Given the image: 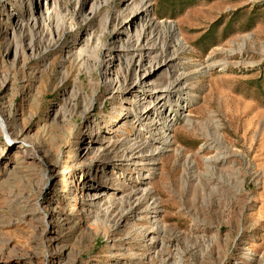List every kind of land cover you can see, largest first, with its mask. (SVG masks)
Masks as SVG:
<instances>
[{
  "label": "rangeland",
  "instance_id": "1",
  "mask_svg": "<svg viewBox=\"0 0 264 264\" xmlns=\"http://www.w3.org/2000/svg\"><path fill=\"white\" fill-rule=\"evenodd\" d=\"M139 2L0 0V264H264V0Z\"/></svg>",
  "mask_w": 264,
  "mask_h": 264
},
{
  "label": "bare ground",
  "instance_id": "2",
  "mask_svg": "<svg viewBox=\"0 0 264 264\" xmlns=\"http://www.w3.org/2000/svg\"><path fill=\"white\" fill-rule=\"evenodd\" d=\"M68 1V0H65ZM98 1V0H95ZM96 8L92 11L91 13H96ZM148 13V6L146 3V0H140V2L138 3V5L132 10L131 12V19L127 22V25H134L136 24L137 21H139L140 19L144 18L147 16ZM28 23H25V25H23L22 23L17 22L15 24V29L16 32L19 31L20 33L23 32V30L27 27ZM29 25V24H28ZM125 25V24H124ZM151 27L148 28V32H146L145 30H143V28H141L140 30L137 31L136 33V39L135 42L138 43L141 40H146L147 45L144 47L145 50L149 51V57H150V61L149 63L152 64L153 69L155 70L156 68H158L160 66V63L158 62V56H156L155 54H157V51L162 50V47L156 46L155 43L158 41L159 37H165L166 39H169L170 43L169 45L167 44V49H178V50H183L184 48L182 47V43H180L179 41H177V37H176V30L174 29L173 24H169V23H152V25H150ZM31 30H35L38 31L41 35H43L45 32L48 34H51V19L48 16V13L46 12L45 14H42L41 17H35L34 19H32L31 21ZM147 34V35H146ZM156 37V39L154 40V37ZM151 39V40H150ZM152 39L154 40L152 42ZM151 42V43H150ZM147 46H149L147 48ZM123 51L124 52H128V47H123ZM147 48V49H146ZM152 55H154L152 57ZM85 56V52L81 51L80 53H78L76 55V60L78 61H82L84 59ZM173 56H175V54L170 55V57L168 59H166L163 63V65L168 68L170 71V69H173V61L174 58ZM176 73V72H175ZM175 73L173 72H169L168 76L170 79H172L171 84L167 87V88H163V89H159L158 91H156L155 94H158L156 96L155 101L152 102V104H154L153 108L151 110H149L146 114V118L150 117V116H159L161 111H166L167 108L170 107V100L173 98L174 95L178 94V92L180 90H182V82H183V77L182 75L180 76H176L175 77ZM136 88H138V85H136ZM181 100L184 101V99H182L181 97L177 98L176 102H181ZM186 101V100H185ZM151 104V103H150ZM159 105L160 108H158V110L155 109V107ZM183 108H186V106H181L180 110H183ZM154 118V117H153ZM154 126L159 127V136L158 138H152L149 142L145 143L143 141L137 142L134 146L126 148L125 152H126V161L130 162L133 161V159L135 158L139 163H142L144 161H147V158L145 156H143V154L145 153V151L149 148V145H152L155 142H160L161 146L167 145L166 144V135H164L168 129L167 127L164 128L161 126V124H159L158 122H156L154 124ZM164 129V132H161ZM214 129H216L214 127ZM162 136V137H161ZM215 142V140H213ZM217 141L219 142L218 138ZM215 146H221V145H217L215 144ZM166 148V147H160V148H154L152 150V154L153 155H158L159 153L162 152V150ZM60 218V217H59ZM62 222H66L65 219L62 220ZM156 233H160L158 229L155 230Z\"/></svg>",
  "mask_w": 264,
  "mask_h": 264
}]
</instances>
